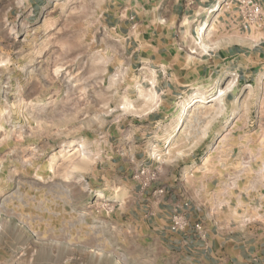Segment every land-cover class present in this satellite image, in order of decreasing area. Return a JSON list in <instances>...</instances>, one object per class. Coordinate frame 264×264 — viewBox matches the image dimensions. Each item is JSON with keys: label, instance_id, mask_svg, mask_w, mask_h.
I'll list each match as a JSON object with an SVG mask.
<instances>
[{"label": "rangeland", "instance_id": "1", "mask_svg": "<svg viewBox=\"0 0 264 264\" xmlns=\"http://www.w3.org/2000/svg\"><path fill=\"white\" fill-rule=\"evenodd\" d=\"M112 1L0 0V264H178L142 229L133 174L150 148L129 153L130 173L116 169L128 156L109 127L141 107L147 77L140 40L104 27ZM226 141L264 161V121L230 119L194 169L220 160ZM187 156L176 149V162ZM262 165L246 176L264 177Z\"/></svg>", "mask_w": 264, "mask_h": 264}, {"label": "crops", "instance_id": "2", "mask_svg": "<svg viewBox=\"0 0 264 264\" xmlns=\"http://www.w3.org/2000/svg\"><path fill=\"white\" fill-rule=\"evenodd\" d=\"M261 6L264 13V0ZM234 7L229 0H113L104 11V27L112 29L111 34L140 40L138 56L147 77L141 107L109 127L115 144L128 156L116 169L130 173L138 162L129 153L148 152L152 145L173 151L174 159L158 166L157 182L140 193L146 199L142 229L173 263L264 264V225L236 224L243 195H252L264 184L261 175H247L234 190L216 198L217 206L224 203L226 208L217 211L218 229L208 226L203 239L192 229L173 232L169 227L171 215L187 197L194 199L188 214L194 223L201 215L199 201H210V191L225 172L218 160L206 171L194 169L197 153L208 150L230 119L264 121V21L243 30ZM211 24L217 27L214 32L199 31ZM248 92L245 102L253 110L245 112L241 98ZM198 106L207 113L192 114ZM228 145H221L226 149L221 160L238 166L245 146L234 143L228 152ZM176 149L188 154L182 162H176ZM263 163L254 160L251 166Z\"/></svg>", "mask_w": 264, "mask_h": 264}, {"label": "built area", "instance_id": "3", "mask_svg": "<svg viewBox=\"0 0 264 264\" xmlns=\"http://www.w3.org/2000/svg\"><path fill=\"white\" fill-rule=\"evenodd\" d=\"M229 2L235 5L234 9L243 30H249L253 25L260 26L264 21L261 0H229ZM166 146H150V154L147 159L151 162L149 164L146 162L141 163L133 174V179L137 181L142 190L148 189L157 182L159 170L156 164H159L161 158L168 153ZM216 146L217 144H215L214 148ZM236 155L232 158L233 160L237 158ZM218 161L225 172L221 180L217 181V187L210 191L212 194L210 201H199L198 207L201 208L200 217L194 223H190L188 214L194 207V199L187 197L170 217L169 227L171 231L186 232L192 229L197 237L203 239L208 226L218 229L217 211H222L226 207L224 203L217 206L216 198L219 196L224 197L227 191L235 189L236 182L246 177V173L252 167L251 163L254 159L250 156L238 157V166H229L228 163H224L221 159ZM201 166L199 167L201 168ZM201 171L205 170L202 168ZM255 177L256 175H253V178ZM252 193L250 196L243 195L242 205L237 209L236 224L240 227L249 228L256 225H264V184Z\"/></svg>", "mask_w": 264, "mask_h": 264}, {"label": "bare ground", "instance_id": "4", "mask_svg": "<svg viewBox=\"0 0 264 264\" xmlns=\"http://www.w3.org/2000/svg\"><path fill=\"white\" fill-rule=\"evenodd\" d=\"M202 29H204V28H202ZM204 99H205V98H203V102H202V103H204V101H205ZM194 103H195V101H192L190 104L193 105ZM190 104H189V105H190Z\"/></svg>", "mask_w": 264, "mask_h": 264}]
</instances>
